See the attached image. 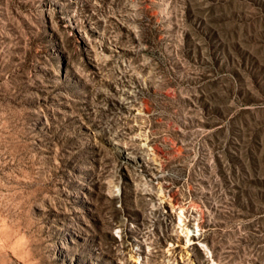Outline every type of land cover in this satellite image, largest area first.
<instances>
[{
	"label": "rangeland",
	"instance_id": "1",
	"mask_svg": "<svg viewBox=\"0 0 264 264\" xmlns=\"http://www.w3.org/2000/svg\"><path fill=\"white\" fill-rule=\"evenodd\" d=\"M0 264H264V0H0Z\"/></svg>",
	"mask_w": 264,
	"mask_h": 264
}]
</instances>
